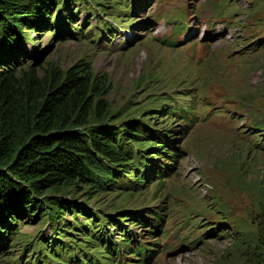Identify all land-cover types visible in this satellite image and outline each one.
Here are the masks:
<instances>
[{"label": "rangeland", "instance_id": "rangeland-1", "mask_svg": "<svg viewBox=\"0 0 264 264\" xmlns=\"http://www.w3.org/2000/svg\"><path fill=\"white\" fill-rule=\"evenodd\" d=\"M50 18L53 38L17 26L27 54L17 72L90 69L105 82L95 99L105 106L104 122L120 130L142 124L175 156L157 157L162 162L154 169L169 172L161 173L163 183L153 177L132 195L77 183L65 199L89 208L94 225L102 223L118 245L125 231L111 215L119 210L116 217L136 233L134 245L147 234L151 245L160 242L150 264H264V0H69ZM54 23L69 34L54 38ZM140 172L148 178V170ZM77 211L62 212L61 225L92 220L81 211L73 218ZM40 212L29 209L3 225L0 264H65L67 246L93 258L106 252V243L96 241L102 249H94L76 228L53 235L49 212ZM131 214L148 219L142 232L130 224ZM51 238L60 241L55 252Z\"/></svg>", "mask_w": 264, "mask_h": 264}, {"label": "trees", "instance_id": "trees-1", "mask_svg": "<svg viewBox=\"0 0 264 264\" xmlns=\"http://www.w3.org/2000/svg\"><path fill=\"white\" fill-rule=\"evenodd\" d=\"M66 1L69 0H0V230L8 219L16 221L25 217L29 209L35 208L41 214L49 212L46 221L54 225L53 235L58 234V228H76L84 234V243L96 245L94 249H102L96 241L107 244V248H103L106 252L99 251L100 256L95 255V258L87 250L82 254L78 251L80 248L72 250L67 246L68 261L65 264H99L96 258L103 264H126L123 259L129 262L135 257H139L138 264H150L160 242L151 245L147 234L134 245L136 233L116 217L120 212L117 210L111 219L118 229H124L126 238L118 245L117 240L112 241L108 237L110 234L101 223L103 219L100 220L101 225H94L97 215L65 197L77 183L94 187L99 192L121 193L125 189L132 195L153 177L155 182L163 183L161 173L167 175L169 172L160 168L157 172L154 167L160 165V158L169 160L175 156L166 151L167 146H160L158 140H152L161 137L142 124L129 122L128 128L120 130L112 122H104L107 119L105 106L101 100L95 102V99L103 92L101 88L105 82H98L90 69L77 64L61 75H40L39 66L29 68L27 73L17 72L27 61V54L19 49L22 39L17 26L35 32H52L48 29L53 27L49 21L51 11ZM69 15L71 20L76 16L74 12ZM54 26L57 28L54 38L69 34L61 32L56 23ZM38 56L35 54L33 57ZM169 115L166 114L167 117ZM170 161L175 163V160ZM138 165L149 171L148 178L145 172H140ZM164 166L170 168L171 165ZM130 175H134V182L128 181ZM72 209L92 215V220L79 223V227L75 222L62 226L60 221L63 217L59 215ZM79 211L72 212V217H78ZM131 217L136 221L131 220L130 224L136 222L140 232L143 230L139 225L149 222L141 215L131 214ZM151 222L156 229L158 219ZM87 223L97 226L96 230L93 231ZM151 233L156 235L157 231ZM164 233L162 230L161 236ZM117 235L122 237V234ZM49 240L53 242L51 248L55 252V244L60 241ZM41 244L46 246V242ZM6 245L7 239L0 247Z\"/></svg>", "mask_w": 264, "mask_h": 264}]
</instances>
